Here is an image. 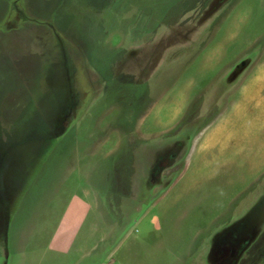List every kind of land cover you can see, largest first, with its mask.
I'll return each mask as SVG.
<instances>
[{
    "label": "rangeland",
    "instance_id": "374dc122",
    "mask_svg": "<svg viewBox=\"0 0 264 264\" xmlns=\"http://www.w3.org/2000/svg\"><path fill=\"white\" fill-rule=\"evenodd\" d=\"M239 102L258 167L264 0H0V264H264V172L185 185Z\"/></svg>",
    "mask_w": 264,
    "mask_h": 264
},
{
    "label": "crops",
    "instance_id": "0c3cea01",
    "mask_svg": "<svg viewBox=\"0 0 264 264\" xmlns=\"http://www.w3.org/2000/svg\"><path fill=\"white\" fill-rule=\"evenodd\" d=\"M246 84H243V86ZM255 99H253V102ZM253 102L248 101L245 103L249 105ZM250 116L253 117L250 113L248 114L242 110V104L239 102L236 109L232 111L227 118L219 120L213 129L215 130L213 133L215 134V140L212 143L214 146L212 152L210 154L200 153V160H204V165L211 162L214 156L221 158L225 155V160L227 162L226 166L231 168L229 170V176L224 178L223 170L220 172L223 165L217 159L210 164L209 167L203 169H198L200 166L197 165V163L195 165L191 163L192 168L190 167L189 171H187L188 175L185 172V176L187 175L186 183L184 182L185 185L190 184V181L194 176L204 174L206 175V178L208 177L210 179L207 188H209L208 191H210L209 193L211 195L215 194L217 197L234 199L241 194L243 188H245L249 182L251 183L255 181L260 173L264 172V161H261L258 167L251 165V153L253 150V144L250 143L251 136L249 137L248 142L244 141L248 139L247 137L252 133V130H255L254 126L248 119ZM259 140V143L264 145V141H261V139ZM211 166L213 167L210 168ZM239 171L243 174H238ZM256 176L257 178L255 179ZM252 178L254 179L252 180ZM237 180L238 184L236 183ZM220 183H222L223 189L220 188ZM168 187H171V183H169ZM241 188L242 190L240 191ZM188 189L190 190V188Z\"/></svg>",
    "mask_w": 264,
    "mask_h": 264
},
{
    "label": "flooded vegetation",
    "instance_id": "af4514ba",
    "mask_svg": "<svg viewBox=\"0 0 264 264\" xmlns=\"http://www.w3.org/2000/svg\"><path fill=\"white\" fill-rule=\"evenodd\" d=\"M154 178H156V176L154 175L153 176ZM162 183H165L164 181H161ZM168 183H170V182H167L166 184H168ZM169 186V185H168ZM249 244H247V246H248Z\"/></svg>",
    "mask_w": 264,
    "mask_h": 264
}]
</instances>
